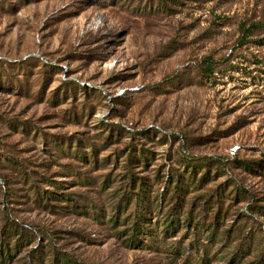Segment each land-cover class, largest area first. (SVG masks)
I'll return each mask as SVG.
<instances>
[{
    "label": "rangeland",
    "instance_id": "374dc122",
    "mask_svg": "<svg viewBox=\"0 0 264 264\" xmlns=\"http://www.w3.org/2000/svg\"><path fill=\"white\" fill-rule=\"evenodd\" d=\"M0 264H264V0H0Z\"/></svg>",
    "mask_w": 264,
    "mask_h": 264
},
{
    "label": "built area",
    "instance_id": "2783aa9c",
    "mask_svg": "<svg viewBox=\"0 0 264 264\" xmlns=\"http://www.w3.org/2000/svg\"><path fill=\"white\" fill-rule=\"evenodd\" d=\"M139 89V87H130V88H128V89H123V90H120L118 93H117V95L118 96H120V95H122V94H124L126 91H128V92H133V91H136V90H138ZM152 126H150L149 128H151ZM235 152H236V147H231L230 149H229V152H228V154L230 155V156H233L234 154H235Z\"/></svg>",
    "mask_w": 264,
    "mask_h": 264
},
{
    "label": "trees",
    "instance_id": "16d2710c",
    "mask_svg": "<svg viewBox=\"0 0 264 264\" xmlns=\"http://www.w3.org/2000/svg\"><path fill=\"white\" fill-rule=\"evenodd\" d=\"M121 97H123V96H121ZM117 98H120V97H114L113 98V103H114V101L115 100H117ZM112 99V98H111ZM111 102H112V100H111ZM149 130L150 131H155L156 129L155 128H153V127H151V128H149ZM173 136V139H176V140H180V136H178V135H172ZM182 138H183V136H182ZM182 138H181V140H182Z\"/></svg>",
    "mask_w": 264,
    "mask_h": 264
}]
</instances>
